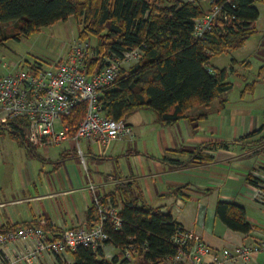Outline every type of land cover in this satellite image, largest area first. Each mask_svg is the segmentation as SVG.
I'll list each match as a JSON object with an SVG mask.
<instances>
[{"label":"crops","instance_id":"obj_1","mask_svg":"<svg viewBox=\"0 0 264 264\" xmlns=\"http://www.w3.org/2000/svg\"><path fill=\"white\" fill-rule=\"evenodd\" d=\"M251 45L247 56L233 55L237 48L225 52L230 54L226 59H219L221 54L212 56L214 66L231 67L232 88L207 105L190 108L175 123L162 124L153 110L138 109L126 118L133 127L132 137L106 144L82 139L83 159L73 142L64 141L55 145L59 147L54 156L47 152L33 155L41 160L40 166L27 159L18 170L0 173V228L41 219L51 231L89 223L93 220L89 213L93 194L117 193L119 186L130 182L140 189L146 203L169 211L174 220L199 233L212 248L263 239L264 205L254 198V184L248 178L252 175L264 184V43ZM204 112L205 116L197 117ZM256 129V134L233 142ZM211 140L230 143L205 148L203 152L212 155L210 161L181 166L170 161H185L190 155L170 148H192ZM217 200L243 206L252 229L244 233L226 226L215 214ZM16 247L22 249L23 243ZM16 247L8 245L5 252L15 257ZM101 249L106 258L122 257L110 242H104ZM72 261L69 251L61 257L44 252L35 264ZM142 262L149 261L134 254L128 264ZM16 264L26 263L18 260ZM159 264H171L170 259ZM228 264H264V252L246 263Z\"/></svg>","mask_w":264,"mask_h":264},{"label":"trees","instance_id":"obj_2","mask_svg":"<svg viewBox=\"0 0 264 264\" xmlns=\"http://www.w3.org/2000/svg\"><path fill=\"white\" fill-rule=\"evenodd\" d=\"M264 0H230L225 2L213 22L212 29L203 38L192 35L194 19L204 13L201 2L186 0H0V43L4 39L3 24L16 21L9 35L19 39L42 26L73 16L81 24L78 36L95 38L93 55L87 59L88 71L99 68L103 56L117 55L133 46L142 47V56L128 67H120L114 81L99 90L101 112L109 117L126 119L138 109H151L162 124H172L187 116L196 105H207L223 92L232 88L229 79L231 67H217L210 63L214 55L242 46L255 32L258 17L255 3ZM233 16V17H231ZM103 58V59H102ZM232 61L234 59H231ZM85 102L75 106L72 123L84 114ZM201 113L197 117L205 116ZM23 119H14L10 126H0L1 133L24 145L34 156L35 146L23 136ZM259 132L256 129L233 142H240ZM263 139V138H261ZM230 141H205L192 148H170L172 152H186L185 161L171 159L176 165L210 161L212 155L205 148L227 147ZM76 151V149H75ZM256 184L258 178L249 175ZM115 191L99 195L103 201L110 198L119 205L121 226L114 228L107 220L104 230L109 234L105 242L120 249L133 245L135 254L152 264H159L176 252L170 237L180 225L169 211L146 203L140 189L131 183ZM94 206L89 209L93 215ZM216 216L229 228L240 232L252 229L243 206L217 200ZM21 225L0 228V233ZM46 229L50 226H45ZM71 264H128L129 259L112 256L106 258L101 247L93 250L81 245L68 250Z\"/></svg>","mask_w":264,"mask_h":264},{"label":"built area","instance_id":"obj_3","mask_svg":"<svg viewBox=\"0 0 264 264\" xmlns=\"http://www.w3.org/2000/svg\"><path fill=\"white\" fill-rule=\"evenodd\" d=\"M225 2L230 0H207V9L203 7L204 13L194 19L193 37L203 38L212 29ZM142 53L140 45L133 46L121 56H105L99 68L88 71L87 59L93 55L92 45L78 36L73 38L64 58L47 64L34 61L25 66H12L0 75V126H10L12 120L23 119L26 126L22 133L29 143L48 146L73 142L81 159L83 152L79 142L82 139L106 144L132 137L133 127L126 119H115L101 112L98 94L102 87L114 81L120 67L136 62ZM81 102H85L84 114L72 123L75 106ZM254 189V198L264 205L262 181L254 184ZM92 205L93 220L89 223L51 231L41 219L0 233V264H16L18 260L35 264L38 255L44 252L61 257L64 252L81 245L93 250L102 247L109 238L104 230L105 221L116 229L121 226L120 206L112 204L109 197L101 200L97 194L92 196ZM170 240L177 248L169 257L171 264L246 263L254 254L264 252V238L215 249L199 233L181 225L175 227ZM18 243H23L22 249L16 247ZM8 245L16 247L15 257L5 252ZM134 254L133 245L123 247L124 258L130 259Z\"/></svg>","mask_w":264,"mask_h":264},{"label":"rangeland","instance_id":"obj_4","mask_svg":"<svg viewBox=\"0 0 264 264\" xmlns=\"http://www.w3.org/2000/svg\"><path fill=\"white\" fill-rule=\"evenodd\" d=\"M203 7L207 9V0L201 1ZM258 10V17L254 21L255 32L249 37L245 45L237 48L232 52L233 55L242 57L251 54V47L254 43H264V2L257 1L255 3ZM16 21H10L3 24L4 39L0 43V75L7 72L14 65H27L34 61L43 64L55 62L64 58L68 51L73 38L78 37L81 24L73 16H69L66 20H57L52 24L42 26L38 31L30 35H22L19 39L9 35V31H13ZM251 34V35H252ZM87 40L91 45L95 44L93 36H87ZM229 55V56H228ZM230 54L222 53L219 59L229 58ZM104 58V56H103ZM102 58V59H103ZM134 62L124 65L130 66ZM82 141L79 145L82 149ZM63 144V142L60 143ZM59 146H38L35 151L45 155L46 152L52 156L56 155ZM27 159L33 160L38 166L41 160L34 157L27 148L20 144L17 140L9 136L8 133L0 132V173L8 174L9 171L18 170L24 166ZM140 264V263H134ZM141 264H152L150 262H142Z\"/></svg>","mask_w":264,"mask_h":264}]
</instances>
